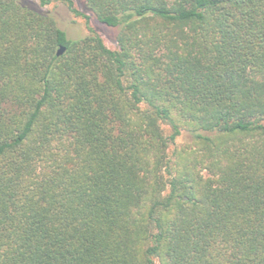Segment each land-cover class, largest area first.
<instances>
[{"label": "trees", "instance_id": "1", "mask_svg": "<svg viewBox=\"0 0 264 264\" xmlns=\"http://www.w3.org/2000/svg\"><path fill=\"white\" fill-rule=\"evenodd\" d=\"M37 1L87 33L0 0V264H264V0Z\"/></svg>", "mask_w": 264, "mask_h": 264}, {"label": "rangeland", "instance_id": "2", "mask_svg": "<svg viewBox=\"0 0 264 264\" xmlns=\"http://www.w3.org/2000/svg\"><path fill=\"white\" fill-rule=\"evenodd\" d=\"M21 1L38 11L47 12L53 16L59 28L65 32L66 37L69 39L79 38L87 33L84 20L81 17L74 16L67 6L60 1L44 6L39 5L37 0ZM74 2L80 11H83L90 16L89 24L103 37L106 45L110 48H114L116 46L115 38L117 28L105 26L97 22L90 13L85 10L83 0H74ZM185 140V134H182L177 138V142H183Z\"/></svg>", "mask_w": 264, "mask_h": 264}, {"label": "water", "instance_id": "3", "mask_svg": "<svg viewBox=\"0 0 264 264\" xmlns=\"http://www.w3.org/2000/svg\"><path fill=\"white\" fill-rule=\"evenodd\" d=\"M63 51H64V46H62V45L59 46L58 49H57V51H56V55H60V54H62Z\"/></svg>", "mask_w": 264, "mask_h": 264}]
</instances>
